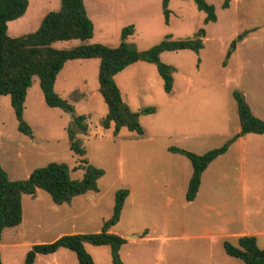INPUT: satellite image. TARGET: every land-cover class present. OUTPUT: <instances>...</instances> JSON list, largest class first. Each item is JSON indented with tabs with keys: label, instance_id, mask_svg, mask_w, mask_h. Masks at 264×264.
I'll return each instance as SVG.
<instances>
[{
	"label": "rangeland",
	"instance_id": "374dc122",
	"mask_svg": "<svg viewBox=\"0 0 264 264\" xmlns=\"http://www.w3.org/2000/svg\"><path fill=\"white\" fill-rule=\"evenodd\" d=\"M161 1L85 0L94 24V37L88 43L115 47L122 28L130 24L135 30L128 41L139 50L152 47L167 34L191 38L205 29L204 47L198 54L191 50L161 53V61L176 68L170 93L164 91L156 66L148 62L137 61L115 76L132 110L156 108L152 114L140 115L142 135L126 127L114 134L113 125L101 126L107 105L98 91V58L68 60L57 75L54 89L73 104V113L47 106L39 80L33 78L23 111L32 136L18 131L10 97L0 96V164L10 180L26 178L50 162L68 164L76 179L83 176L78 167L84 159L104 170L98 190L75 196L70 204L54 203L42 189L34 196L24 194L21 223L2 232V264H22L33 245L65 234L99 232L122 188L129 194L110 232L126 239L119 249L125 264H244L223 248L225 240L236 244L234 235L214 227L229 217L234 219V233L255 234L258 246L264 248V134L239 135L232 96L234 90L240 91L253 114L264 120V0H232L226 9L221 7L223 0H206L217 14V20L208 23L192 0H170L168 24ZM34 3L23 17L8 22L9 36L38 28L44 15ZM52 3L44 6L43 13L54 9ZM81 43L73 39L54 46ZM78 114L86 115L88 125L86 134L76 135L85 148L83 156L69 148L66 132ZM223 144H228L227 151L204 171L196 198L186 201L191 163L168 147L203 154ZM85 248L95 264H112L109 246L86 244ZM35 264L79 262L72 251L60 248L38 254Z\"/></svg>",
	"mask_w": 264,
	"mask_h": 264
},
{
	"label": "trees",
	"instance_id": "16d2710c",
	"mask_svg": "<svg viewBox=\"0 0 264 264\" xmlns=\"http://www.w3.org/2000/svg\"><path fill=\"white\" fill-rule=\"evenodd\" d=\"M199 11L205 13L203 22H215L217 14L215 6L206 0H192ZM232 0H223L221 7L229 8ZM170 0H162L161 8L166 24L170 21ZM28 6V0H0V96L8 95L17 120V129L21 133L32 136V129L23 117L27 90L37 77L47 106L60 108L73 113L74 106L55 91V81L58 73L68 60L98 58V91L107 105V113L101 119V126L108 129L113 125V133L117 134L122 127L139 135L144 133L140 123L141 114H152L154 106H147L134 111L124 101L122 92L116 83L115 76L127 66L144 61L156 66L163 80V89L170 93L173 89V73L176 68L160 59L165 51L191 50L198 54L204 47L205 29L200 28L191 38L174 39L172 34L152 47L139 50L128 41L134 33L132 24L122 28L120 43L111 47L102 43H87L93 36L94 25L87 14L84 0H60L57 10L49 11L42 18L38 28L21 36L8 35V22L21 17ZM246 33L237 36L241 40ZM79 39L83 43L70 48L54 46L58 41ZM231 51H227L229 57ZM199 61V60H198ZM226 62V59L223 61ZM225 64V63H224ZM232 96L237 104L239 118V135L247 133L264 134V120L251 111L244 95L234 90ZM88 125L86 115H73L66 126L69 148L78 156L85 155V148L77 138V133L86 134ZM228 144L213 148L203 154L170 146L168 150L185 156L191 163L192 173L185 193L186 201H193L201 184V176L207 166L219 155L224 154ZM83 169L80 179L71 177V170L64 162H50L45 166L35 168L26 178L10 180L7 172L0 164V242L2 232L7 227H16L22 221V197L24 194L34 196L38 189L46 191L56 204L70 203L72 198L87 191H97V181L104 170L84 159L78 167ZM129 190L122 188L115 194L113 212L105 220L102 229L94 233L65 234L53 242L33 245L27 252L22 264H35L38 254H52L60 248L72 251L79 264H95L91 254L85 248L86 244L93 246H109L112 264H125L120 258L119 249L126 243L122 236L110 232L120 219L121 210ZM223 248L231 257L241 260L244 264H264V248L257 244L254 235L240 236L236 244L225 240ZM0 264L1 253H0Z\"/></svg>",
	"mask_w": 264,
	"mask_h": 264
},
{
	"label": "crops",
	"instance_id": "0c3cea01",
	"mask_svg": "<svg viewBox=\"0 0 264 264\" xmlns=\"http://www.w3.org/2000/svg\"><path fill=\"white\" fill-rule=\"evenodd\" d=\"M34 1H36L37 2V4H36V6L37 7H41V11H38V12H40L42 15H44L45 16V14L46 13H48L49 11H52V10H49V11H45L44 13H43V9H44V6L45 5H47V4H51V0H28V6H27V9H26V11H25V13L21 16V17H23L25 14H26V12H27V10L33 5V3H34ZM52 7L54 8L53 10H57L58 8H59V6H60V3H59V5H58V0H52ZM55 2V3H54ZM59 2H60V0H59ZM84 3H85V0H84ZM35 4V3H34ZM87 10V9H86ZM87 14H88V12H87ZM43 16V17H44ZM90 18V17H89ZM93 22V21H92ZM94 25V24H93ZM94 37V29H93V36L90 38V39H92ZM89 39V40H90ZM89 40H87V41H89ZM87 41H84V42H87ZM88 43V42H87ZM223 155V154H222ZM220 156V155H219ZM218 156V157H219ZM216 159V158H215ZM208 167V166H207ZM207 169V168H206ZM205 169V170H206ZM204 170V171H205ZM204 171H203V173H204ZM192 173V172H191ZM203 173H202V175H203ZM201 180H202V176H201ZM201 185V184H200ZM199 188H200V186H199ZM199 191V190H198ZM198 193V192H197ZM78 196V195H77ZM197 196V195H196ZM74 198V197H73ZM72 198V199H73ZM196 198V197H195ZM71 203V202H70ZM70 203H63V204H70ZM61 205V204H60ZM217 215L218 216H221L222 215V213L221 212H218L217 213ZM234 223V219L232 218V217H229V219L228 220H223V219H220V221H219V223H215L214 224V227H215V229L218 231V232H221V233H229V235H234V237L236 238V241H237V239L240 237V236H244V235H254L255 236V234H249V232L248 231H244V232H233L232 230H233V224ZM246 233V234H245Z\"/></svg>",
	"mask_w": 264,
	"mask_h": 264
}]
</instances>
